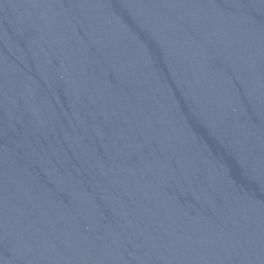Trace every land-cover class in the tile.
Listing matches in <instances>:
<instances>
[{"label":"water","instance_id":"95a60500","mask_svg":"<svg viewBox=\"0 0 264 264\" xmlns=\"http://www.w3.org/2000/svg\"><path fill=\"white\" fill-rule=\"evenodd\" d=\"M0 264H264V0H0Z\"/></svg>","mask_w":264,"mask_h":264}]
</instances>
